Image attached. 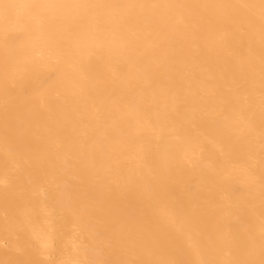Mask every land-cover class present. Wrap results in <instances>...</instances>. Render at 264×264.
Segmentation results:
<instances>
[{"label":"bare ground","instance_id":"6f19581e","mask_svg":"<svg viewBox=\"0 0 264 264\" xmlns=\"http://www.w3.org/2000/svg\"><path fill=\"white\" fill-rule=\"evenodd\" d=\"M0 264H264V0H0Z\"/></svg>","mask_w":264,"mask_h":264}]
</instances>
